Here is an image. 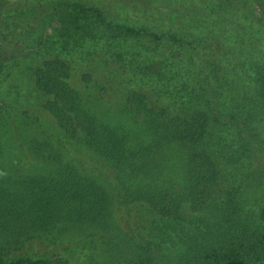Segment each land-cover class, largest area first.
Segmentation results:
<instances>
[{
	"label": "rangeland",
	"instance_id": "1",
	"mask_svg": "<svg viewBox=\"0 0 264 264\" xmlns=\"http://www.w3.org/2000/svg\"><path fill=\"white\" fill-rule=\"evenodd\" d=\"M58 1L97 7L106 22L144 26L157 34H208L211 31L204 28V20L210 18L216 23L211 32L214 44L225 50L239 49L243 58L253 59L260 72L261 95L264 27L255 20L252 8L228 16L205 9L199 0H0V179L44 174L53 169L55 156L57 162L68 163L94 179L110 199L105 230L91 233L68 226L43 238L45 242L29 241L14 255L44 257L52 264H136L148 251L152 264H180L190 248L207 239L230 198L207 203L199 212L182 208L169 218L131 201L127 196L135 186L132 176L94 154L81 138L69 139L57 128L42 108L47 97L37 91L33 72L43 60L64 61L69 67L67 83L88 112L112 128L136 132L135 120L127 113L126 98L131 91L141 92L151 106L170 113L206 110L201 94L211 81L209 63L198 48L191 52L165 39L117 37L101 23L94 25L93 38L70 39L61 33L48 6ZM172 9L174 16L170 15ZM236 40L239 44H233ZM153 63L161 65L158 73H151ZM220 97L225 95L221 92ZM260 108L264 110V104ZM243 141L244 137L238 139L236 133L221 129L211 131L195 148L213 154L221 180L241 174L250 176L249 180L245 177L248 186L261 184L263 192L253 197L262 202L264 212V143L249 151ZM35 148H45L44 153L36 155ZM154 172L148 173L150 183L142 188L165 190L166 165L161 164L152 179ZM234 180L229 179V184L235 186Z\"/></svg>",
	"mask_w": 264,
	"mask_h": 264
},
{
	"label": "trees",
	"instance_id": "2",
	"mask_svg": "<svg viewBox=\"0 0 264 264\" xmlns=\"http://www.w3.org/2000/svg\"><path fill=\"white\" fill-rule=\"evenodd\" d=\"M199 2L205 9L209 7L228 16H233L236 10L248 12L252 8L255 20L264 27V0ZM48 6L54 12L59 30L70 39L93 38L94 25L101 23L117 37L165 39L191 52L198 48L203 53L201 56L207 59L211 73V81L205 84L201 94L207 102L206 110L170 113L166 108L151 106L141 92L133 90L126 103L127 113L135 120L136 132L112 128L88 112L67 83L68 65L58 58L37 63L34 85L47 97L42 108L57 128L69 139L81 138L94 154L132 176L135 186L130 187L127 197L147 205L153 214L169 218L186 207L199 212L207 203L218 204L227 196L230 198L207 239L190 248L180 264H264L263 205L253 197L260 196L263 187L258 183L248 186L247 175L221 180V170L213 154L195 148L211 131L221 129L236 133L238 139L244 137L249 151L264 143V110L260 108L264 95L259 94L260 72L254 67L253 59L243 58L239 49L228 50L224 46L225 50L214 44L211 32L216 23L210 18L204 20V28L211 31L208 34L189 31L157 34L144 26L106 22L99 8L81 2L58 1ZM174 13L175 10L170 15ZM224 26L234 29L232 25ZM153 64L151 73H158L161 65ZM44 149L35 148L34 152L43 154ZM40 159L46 162L45 157ZM53 161L56 163L53 169L44 174L0 179V264H52L44 257L14 253L29 241L45 242L43 238L68 226L91 233L107 228L110 199L105 189L70 164L57 162L55 156ZM161 164L167 168L168 187L142 188L150 183L146 180L150 179L148 173L157 172ZM231 178H235V186L229 184ZM136 264H152L151 254L146 251Z\"/></svg>",
	"mask_w": 264,
	"mask_h": 264
}]
</instances>
